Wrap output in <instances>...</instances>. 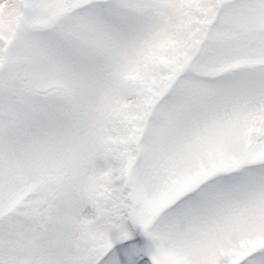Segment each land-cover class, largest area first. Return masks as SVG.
Returning a JSON list of instances; mask_svg holds the SVG:
<instances>
[{
    "label": "snow or ice",
    "instance_id": "6c2138e0",
    "mask_svg": "<svg viewBox=\"0 0 264 264\" xmlns=\"http://www.w3.org/2000/svg\"><path fill=\"white\" fill-rule=\"evenodd\" d=\"M0 264H264V0H0Z\"/></svg>",
    "mask_w": 264,
    "mask_h": 264
}]
</instances>
